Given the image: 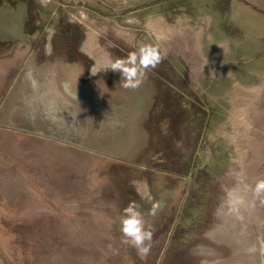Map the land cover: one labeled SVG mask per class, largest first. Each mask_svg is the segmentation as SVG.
<instances>
[{
  "label": "rangeland",
  "instance_id": "374dc122",
  "mask_svg": "<svg viewBox=\"0 0 264 264\" xmlns=\"http://www.w3.org/2000/svg\"><path fill=\"white\" fill-rule=\"evenodd\" d=\"M25 1L31 51L45 60L0 61V133L25 153L0 145V264H264V204L252 192L264 179V0H212L223 14L213 42L229 44L207 51L198 10L209 2ZM141 44L166 57L124 89L103 65ZM42 63L45 77H26ZM21 86L61 93L31 109L19 99L14 126L5 113ZM131 202L154 229L144 256L121 243Z\"/></svg>",
  "mask_w": 264,
  "mask_h": 264
},
{
  "label": "crops",
  "instance_id": "0c3cea01",
  "mask_svg": "<svg viewBox=\"0 0 264 264\" xmlns=\"http://www.w3.org/2000/svg\"><path fill=\"white\" fill-rule=\"evenodd\" d=\"M200 1L201 2H199V5L209 2L210 4L208 5V7L206 6V8L204 9H208L209 11L212 12V13H209V11L208 12L203 11V7H200L198 10V23H199L198 25V30H199L198 31V45L204 46L202 51H205V50L207 51V49H209L208 46L213 45L215 42L218 43V41H220L219 43L223 42L225 44H229L227 41H222V40L213 42L212 33L209 31L210 27L212 25H216L215 22H218L219 24H217L216 31L218 34L222 35V27L220 29V26H221V20H222L223 14L218 9V7H213V2L216 0H214L213 2L212 0L210 1L200 0ZM28 9L29 8L25 0H9V1L1 0L0 1V61L9 63L16 59L22 62L20 65L21 68L23 67V61H26V62L30 61L31 63L37 60H45V58L43 59L35 58L34 57L35 52L31 51V48L29 45V37L31 35L26 30V23L28 20ZM211 15H213L214 17H212ZM206 33L209 36L208 40L205 39ZM224 51H225L224 49L219 48L218 51H215L214 53L215 55H213L212 58L221 59L222 55L224 54ZM230 52L231 51H229V53ZM201 57L205 58L203 54L200 53L199 55L200 60H201ZM49 59L52 61H58L60 58L58 57V58H53V59L49 58ZM205 59H208V58H205ZM55 69H56L55 64H53V68H49L48 71H49V74L55 77L57 79V82H59V80H62V76H63V74H61L62 70L60 69V65H58V69H56L57 72ZM46 71H47L46 67L43 66V63L41 65H34V66L33 64H30L26 72V77L29 76V74H32L35 77H45ZM245 75H253V74L248 73V69H247V72H245ZM27 93L35 94L29 97L30 104L25 99V95ZM47 93L49 94L61 93V88H22V86L18 88L16 93L12 96L13 98L10 104H8L9 110L5 113L7 121L10 124H15L14 126H22L23 125V117H22L23 114L21 115L20 112H17L19 110L15 111V109H19L17 107V104L19 105L18 100L21 99V102L23 103L22 108L25 107V108L31 109L34 107V104H36L37 107L39 103H41V105H44L43 102H46V101H43V98H45V95ZM54 98L56 97L54 96ZM25 103H27L28 105L27 104L25 105ZM46 106L48 110L46 113L47 114L53 113V115L50 116L52 117V119H56L55 117L56 112L57 113L58 111L62 112L61 107H56L57 105L55 104V101H53V103L47 102ZM51 108H52V111H51ZM26 126L27 128L29 127L28 122ZM7 131L8 129L7 130L5 129L0 133V145H2L4 149H7V151H5V153L7 154L6 156H9V157L17 156L16 153L11 151L12 147L14 150H18L19 153L21 152V154L24 155L25 153H23V150L18 149L17 144L13 140H11V139H14L15 134L10 133L9 131L7 132ZM3 168L4 166H0V172Z\"/></svg>",
  "mask_w": 264,
  "mask_h": 264
},
{
  "label": "clouds",
  "instance_id": "9594fccd",
  "mask_svg": "<svg viewBox=\"0 0 264 264\" xmlns=\"http://www.w3.org/2000/svg\"><path fill=\"white\" fill-rule=\"evenodd\" d=\"M50 54V50H47ZM166 53L152 44H141L125 57H117L109 60L103 65L104 70H111L120 74V84L124 89L137 90L143 84L150 70L155 69ZM96 74L95 70H91ZM31 80V74H29ZM253 195L264 204V179H258L252 188ZM145 199V197H142ZM151 202V197H147ZM160 208L157 202H151L150 214L155 216ZM121 243L135 248L141 256L147 255L151 248L154 229L146 226L143 213L136 202L129 203L122 212L119 221Z\"/></svg>",
  "mask_w": 264,
  "mask_h": 264
}]
</instances>
